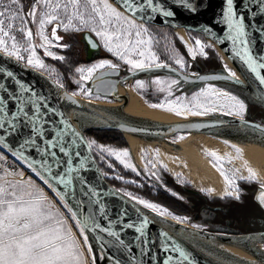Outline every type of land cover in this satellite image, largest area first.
<instances>
[{"label": "snow or ice", "instance_id": "6c2138e0", "mask_svg": "<svg viewBox=\"0 0 264 264\" xmlns=\"http://www.w3.org/2000/svg\"><path fill=\"white\" fill-rule=\"evenodd\" d=\"M176 7L194 13L201 5L198 0H28V3L0 0V162L6 161L10 154L25 164L41 177L62 205L58 207L43 187L31 179L25 180L23 173L4 169L5 175L0 176V264H97L92 241L99 260L105 264H198L193 254L182 246V241L178 242V238L165 230L169 226L161 224L169 218L176 224H185L186 217L173 215L167 208L125 188L105 190L99 178L109 177L108 172H99L98 182L93 184L86 175L93 163L92 156L85 155L81 149L86 147L89 153L95 150L113 172L115 165L107 162L106 156L114 158L125 171L130 170L135 177L143 179L138 182L119 174L111 178L141 189L148 185L170 191L157 170L158 166L166 170V166L147 160L141 172L129 158L128 150L97 148L94 139L86 140L64 118L63 112L50 106L48 96L19 79L10 67L14 64L53 78L56 69L45 63L37 49L43 50L44 57L63 62L65 56L51 50L69 47L60 43L64 37L59 33L83 32L93 49L102 45L116 62L101 59L88 67H76L79 80L74 83L79 91L65 95L64 99L70 103H75L72 97L76 95H92V89L85 88L86 82L117 73L122 66H127L126 70L133 75L165 70L169 76L153 78L150 83L156 86L157 92L166 95L160 103L149 107L185 119L213 114L233 117L244 127L264 133V125L245 119L247 104L242 98L231 88L213 83L247 87L255 83L256 100L264 104V0H222L213 23L222 29L223 35L214 33L210 27H202L201 32L212 42L205 44L196 38L194 47L186 46L187 52L193 61L197 54L207 59V48L227 42L222 51L230 53L228 59L240 71L224 64L226 74L203 76L187 72L192 65L183 55L177 53L170 57L176 65L172 67L161 61L153 50L159 41L150 31V24L167 23ZM189 77L202 86L186 94L181 85L189 82ZM53 83L64 88L57 79ZM147 86L145 80L135 81L138 89ZM230 147L239 157L242 150L234 144ZM33 154L39 159L30 158ZM207 154L217 162L213 167L224 178L221 198L232 197L239 202L242 189L237 185L235 172L229 175L223 170L220 163L223 157L215 152ZM243 167L247 176L239 179L256 182L257 172L246 162ZM16 175L20 176L19 180L9 179ZM201 191L211 194L213 189ZM171 195L183 199L175 192ZM112 199L119 202L118 207L110 203ZM256 200L264 208V183L259 184ZM155 225L159 227L153 231ZM192 227L203 231L195 224ZM261 246L264 247V239Z\"/></svg>", "mask_w": 264, "mask_h": 264}, {"label": "rangeland", "instance_id": "374dc122", "mask_svg": "<svg viewBox=\"0 0 264 264\" xmlns=\"http://www.w3.org/2000/svg\"><path fill=\"white\" fill-rule=\"evenodd\" d=\"M48 31L50 32V28L48 29ZM150 31L152 32V34L156 38V40L159 41V44L156 45L153 50L156 51V53H157V55L161 61H163L165 63H169L172 67H176V65L174 64L173 60L170 59V57H175L176 54L179 53L180 55H183L185 57V60L187 63H191V65H192V67L190 69H187V72H193V73L198 74V73H207V72L218 71V72L224 73L223 65L226 63L217 54V51L215 50V45H213L212 48H207L205 50L206 55H207V59L200 57L199 54H197V59L193 61V60H191L190 56L188 55L186 46L194 47V39L199 38L205 44L211 43L210 41L202 38L201 36L188 33L184 30H181V33H180V31H178V30H171V29L165 28V27L150 26ZM59 35L64 37V39L62 41H60V43L66 44L69 47L65 50H61L60 48H55V49H51V50L56 52L57 55L65 56V60L63 62L58 61V60H53L49 57H44L43 56V50L37 49V54L42 59H44L45 63L47 65H49L50 68L56 69V73L53 74V78H47L46 76H44L46 84L47 83L49 84L50 82L53 83V79H57L64 84V88H62L63 90H66L70 93L78 92L79 87L76 83H74V81L79 80V74H77L75 72L76 67H88V66H91L92 64L100 61L101 59H110V60H113V62H116L115 58H113L110 53H107V51L102 47V45L100 46L101 54L99 55V57L96 58L95 61L86 62L83 59L84 57H83L82 45L80 42V33L65 35L63 32H60ZM98 43H99V41H98ZM69 51L70 52L73 51L74 55L78 56L77 58H74L72 60V62H69ZM210 51L215 56L218 64L215 66V68H207V69L203 68L201 72H197L195 69V66L196 65L197 66L202 65L201 63L202 62L204 63V61L207 62L209 60L208 56H209ZM65 52H67V53H65ZM228 67L232 68L229 65H228ZM126 69H127V66H122L120 69V74L118 75V78L115 77L117 80L122 82V84H124L125 87H132L137 94H139L140 96H141V94H143L145 97H143V96H141V97L143 99H145L146 101L151 102V103H160L164 99V96L166 95V93L157 92L156 86L151 85L150 82H151V79H153V78L167 77L170 75V73H168L165 70H160L158 72H148V73L142 72V73L132 75V73L128 72ZM137 79L145 80L146 85H149V86L145 87L144 89L136 88L135 87V81ZM213 83H215L216 86L231 88V90L236 95H238L240 98H242L246 102L247 105L248 104H253V105L255 104V107L260 106L262 108V110L264 111L263 106L259 105L258 103H255L249 97L248 90L251 89V87L245 86L244 88H241V87H237V86L227 85V84H224L222 82H213ZM201 86H202L201 83H194V84L182 83L181 88L185 91L186 94H191L193 91L198 90ZM85 88H90L87 82L85 83ZM59 89H61V88H59ZM177 94H179V93H177ZM76 97H79L81 99H86V100H95V101H105L106 100V99H97L96 97H93L92 95L90 97H84L83 95H76ZM247 108H248V106H247ZM197 117H199V116H197ZM201 118L209 119V120H227V119H232L233 117H227V116H221L219 114H213V115H209V116H205V117H201ZM245 118H247V115L245 116ZM248 118L251 120H256L257 122H260V123H264V118H252V117H248ZM95 129H99V128H91L90 135H88L86 133L88 130H84L81 133L86 140L94 139L97 142V146H96L97 148L99 146H105V147H109V148L116 149V150H125V149L128 150L130 153L129 158L131 159L133 164L139 170H141V172H143L145 162L147 160H153V162L158 161L159 164H163L166 166V170L159 168V166H158L157 170L160 172L161 176H162V174H166L167 176H169L172 179V186H167L162 182L163 185L166 186V188L170 191H166L165 187H161V186L149 187L148 185H145L144 188L141 189V188H137V187H133V186H129V185H124L122 182L117 181L111 177L119 174V175H122L128 179L134 178L138 182L142 181L143 178L142 177H135L134 174L131 173L130 170L125 171L122 168V166H120L115 161L114 158H109L106 156L107 162L113 163L116 167V171L113 172L112 169L107 168V164L105 162L101 161L99 158V155H97L96 151L93 150L91 152L93 158L97 162L101 172H108L109 173V177H105V180L109 184L111 183V186L113 188H125L126 190L132 191L136 195H140L142 198L148 199L150 202H155V203H157V202L154 201L153 199L149 198L148 195H146L145 188H147V187L150 188V191H151L150 194H152V192H155V190L156 191L160 190V191L164 192L165 194L169 195L170 197H173L174 199L181 201V202L182 201L186 202V200H187L186 196L187 195L185 194L186 193L185 191L179 192L173 188V187H177L179 185L184 186L188 189H192L197 193V195L205 197L206 204L209 203V200H214V199H219V198L221 199V194L223 193L224 188H225V182H224V178L220 175L219 171H217V173H218L219 179H220V187L217 190L215 187H212V186H209L205 183L197 182L196 180H194L191 177L192 175H191L190 169L186 166V163L184 162V160L173 149H167L164 146H160V145L159 146L158 145L149 146L147 144H142L140 147L137 148L135 154H133V153H131L128 145H126V143L124 142V139L122 138L120 131L108 130V129H105V130H95ZM93 130H95V131H93ZM212 130H213V132H212ZM104 131H106V132H104ZM100 132H103V134L104 133L107 134L106 137H104V138L101 137L102 140H100V139H98V137H96L97 135L101 134ZM202 132L206 133V135L208 137L210 136L213 139H214L215 133H216L215 128H210V129L204 130ZM183 135H185L183 132H177V133H174L170 136H167L165 139L169 143H172L173 140L177 141V139ZM220 142H221L220 145L213 144V143H209V144L205 143V144H201L197 147H198L199 152L206 159H208L212 163V165L214 163H217V162L214 160L213 157H211L207 153L215 152L218 156L223 157V160L220 162L223 165V170L229 175H231L233 172H235V175L237 177V185L239 186L240 189H242L241 197L243 198V197L251 196L253 194V192H251V190L254 191V189L255 190L258 189L259 184L264 183V172L262 171L261 168H258L252 164H248L246 162L253 170H255L257 172V174H258L257 181L249 183L245 180H240L239 179L240 176H242V175L247 176V171L243 167L245 161L242 159L241 155H239V157H237L235 150L232 147H230V144H228V143L225 144L222 141H220ZM141 150H144L143 154H142ZM229 160L231 162H229ZM17 162L19 165L17 173L18 174L23 173V177L25 180L31 179V181L35 185H37L38 187H43L45 189L46 194L49 196V198L52 199L57 204L58 207H62V205L59 204V201L56 198V194L53 193L51 191V189H48L47 185L43 184V180L39 179L36 176V174H34V172L32 170H30L28 167H26L23 163H20L19 161H17ZM215 169H216V167H215ZM236 170H239V171H236ZM9 179L19 180L20 176L16 175L15 177L9 178ZM208 188L213 189V192L211 194H207L206 191L205 192L201 191V189L206 190ZM171 192L177 193L178 196L182 197L183 199H180V198H177V196L171 195ZM244 199H247V198H244ZM221 200H228V204L229 203L232 204L233 203L232 200H235V199L232 197H224ZM245 202L242 203L240 201L239 202L236 201L235 203H237L238 205L240 204L241 207L243 208L241 210L243 218L246 217L248 220V223L253 224L254 218H256V217H253L255 215L256 209L254 207L250 206L251 205L250 202H247V203H245ZM211 203H213V202L211 201L209 203V205H211ZM159 205H161V204H159ZM161 206H163V205H161ZM145 211H148V210H145ZM169 211H171V213L173 215H176L178 217H186L187 223H185L184 225H188L191 228H193L192 225L195 224V225L199 226L200 229H203V231H205V232H216V233L219 232V233H225V234H234L228 230L220 229L219 224L211 223L210 219L212 218V214H213V213H211V211H202L200 213V215L196 217V219H193L194 217H192V215L183 216V215H179L178 213L172 211L171 209ZM149 215H152V214L149 213ZM243 218L241 220L242 224H244ZM250 219H252V220H250ZM173 221L174 220L169 218L166 221H161V223L176 227L177 226L175 224L176 222L174 223ZM229 223H230V221H229ZM248 223L246 225H248ZM231 225L233 226V224H231ZM177 227L183 228V226H180V225H178ZM225 227H227V225H225ZM73 231H75L74 225H73ZM254 232L258 233V231H254ZM236 233L237 232H235V234ZM239 233H241V232H239ZM244 233H246V232H244ZM259 237H261V236L259 235ZM90 240H91V237H90ZM261 244H262V239H261ZM92 246L94 249V254L97 255V264H101V261L98 258V252H97L96 245H95L94 241H92ZM263 249H264V247H263Z\"/></svg>", "mask_w": 264, "mask_h": 264}, {"label": "bare ground", "instance_id": "6f19581e", "mask_svg": "<svg viewBox=\"0 0 264 264\" xmlns=\"http://www.w3.org/2000/svg\"><path fill=\"white\" fill-rule=\"evenodd\" d=\"M177 30L181 33V29ZM215 50L226 64L235 69L231 61L217 46H215ZM33 73L45 82L44 76L34 71ZM55 89L59 90L58 87ZM248 95L255 103L264 107V104L256 100L257 94L252 89L248 90ZM75 98L84 106V111L69 104H65L63 108L70 121L80 132L115 122L154 129L182 122L209 120L197 116H188L185 119L183 116H177L163 109H153L149 107L150 103H147L135 91L125 89L120 81L116 85V91L108 98H104L105 101L90 100L91 102H89V100L76 96ZM215 132L213 139L204 132L190 131L184 133V139L178 138L176 143H169L165 139L166 137L161 135L131 132H121V134L133 154L142 144L160 145L167 149H173L184 160L194 180L215 187L217 190L220 187L219 175L212 163L199 152L197 146L201 144L220 145V141H227L230 145L234 144L242 150L240 155L245 162L261 168L264 172V133L253 131L240 123L235 126L216 127ZM36 176L41 179L39 175ZM173 222L175 223V221ZM176 225L183 226V228L167 225L169 227L165 230L170 231V234L178 238V242L182 241L185 247L213 264H264L262 238L257 233L239 234L238 236L216 234L218 238H209L186 231L187 228H191L188 225ZM156 226L159 227V225ZM172 229L175 232H172ZM101 264H105V262L101 261Z\"/></svg>", "mask_w": 264, "mask_h": 264}, {"label": "water", "instance_id": "95a60500", "mask_svg": "<svg viewBox=\"0 0 264 264\" xmlns=\"http://www.w3.org/2000/svg\"><path fill=\"white\" fill-rule=\"evenodd\" d=\"M198 3L201 5V7H199L197 9V11L194 13L189 12V11H184L180 7H176L174 9V12H175L174 16L172 18H169L167 23H161L160 21H155V22H152L150 24V26L165 27V28H169L171 30L181 29V30H184L188 33L201 36L202 38L212 42L211 40L207 39L204 36V34L201 32V28L202 27H210V28H212L214 33L221 35V36L223 35L222 29L217 27L213 23L214 19L216 18V15H217V10L220 8V6L222 4V0H198ZM170 10H172V9H170ZM85 35H86V33H83V32L80 33V42L82 45V51L84 53V61L89 62V61H92L93 59L99 57L100 47L97 49H93L91 47V45L85 39ZM92 39L96 43H98V41L96 40V38L94 36L92 37ZM215 46H217L222 51L223 48L227 47V42L225 43V45H215ZM222 53L227 58L230 55L229 52L222 51ZM231 63L233 64L235 69L239 72L240 69H239L238 65H236L233 61H231ZM10 67H12V69L16 72V75L19 79H21L24 82L30 83V85L38 93H41L43 95L48 96L49 101H50V106L56 108L59 112H63L65 114L64 118L67 119L70 124L73 125V123L70 121V119L68 118V116L66 115V113L64 111L63 106L65 104H69L73 107L79 108L82 111L85 110L84 106H82L81 103L76 100L75 96L72 97V99L75 100L74 104L70 103L68 100L64 99L66 94L71 95L70 92L63 90V89L56 90L55 89L56 86H54V84L52 82H50L49 84L48 83L46 84L45 82L41 81L39 77L34 75L33 70L24 69L23 67H19V66H16L14 64H10ZM107 71L108 70H101L102 73L107 72ZM209 74H226V73L218 72V71L207 72V73H198V75H201V76L209 75ZM262 74H264V70H262ZM117 76H118V72L103 75L102 79H99V80L90 81V88L92 89V94H94L96 97L99 96V99L108 98L112 93H114L116 91V85L119 81L115 78ZM193 79L194 78L189 77V82H186V83H189V84L201 83L198 81L192 82ZM237 87L244 88L245 86H237ZM251 89L253 91L256 89L255 83L251 84ZM57 119H59V117ZM245 119L251 123H254V124L264 125V123L257 122L256 120H251L248 117ZM237 124H239V121L235 118H232V119H227V120H197V121H191V122H182V123L171 124L168 126H164V127H160V128H154V129L124 124V123H120V122H115V123H112V124H109L106 126L96 127V128L108 129V130H118L120 132L146 133V134L161 135V136L167 137V136H170V135L177 133V132H183V133H187L190 131L202 132V131L210 129V128L229 127V126H235ZM200 125H205V126L200 127ZM81 150L85 155L90 154L92 156V153H89L88 150L86 149V147H82ZM25 155H29V154L25 153ZM30 158L39 159V157L35 156L34 154ZM92 160H93V163H91L89 165L90 171L88 173H86V175L88 176V179L93 184H95L98 182L97 178L99 177V172H101V170H100L97 162L93 158V156H92ZM99 183L102 185V187L105 190H107L109 188H113L105 180V178H99ZM186 190H188L190 192H195L194 190H191V189H186ZM258 195H259V188L256 189L254 191V194H253V200L259 206V204L256 200V196H258ZM110 203L116 205L117 207L119 206V202L116 201L115 199H112L110 201ZM260 209L264 211V208L260 207ZM156 228H158L156 225L153 226V231H155ZM186 231L194 233L196 235L209 237V238H212V237L215 238L217 236L216 234H225V233H219V232L218 233H216V232H205V231H200V230L194 229V228H187ZM239 234L240 235L241 234H247V232L246 233H238L237 232L236 234L234 233V234H228V235L238 236ZM130 236H131V233L129 234V237H126V239L130 238ZM216 238H218V237H216ZM182 246H184V245L182 244ZM185 249H186V251H190L193 254V256H194L195 260L198 262V264H213V263L205 260L201 256L197 255L196 253H194L193 251H191L187 247H185Z\"/></svg>", "mask_w": 264, "mask_h": 264}, {"label": "trees", "instance_id": "16d2710c", "mask_svg": "<svg viewBox=\"0 0 264 264\" xmlns=\"http://www.w3.org/2000/svg\"><path fill=\"white\" fill-rule=\"evenodd\" d=\"M26 3H28V0H25ZM67 53V52H65ZM77 55H74L73 51H69V62H72V60L74 58H77ZM209 60L206 62L204 61V63L202 62L200 66H195V69L197 72H201L202 69H207V68H215V66L218 64V62L216 61L215 56L211 53V51L209 52ZM141 96L145 97L143 94H141ZM145 100V99H144ZM146 101V100H145ZM147 103H151L146 101ZM152 104V103H151ZM247 117H252V118H264V111L262 110V108L260 106H256L255 104H248L247 105ZM260 107V108H259ZM91 129H88V131L86 132L88 135H90V131ZM95 130H105V129H95ZM93 130V131H95ZM106 132V131H104ZM101 134L97 135L96 137H98V139L102 140L101 137H106L107 134L103 132H100ZM108 133V132H107ZM122 138L124 139L123 135L121 134ZM125 142V140H124ZM126 143V142H125ZM127 145V143H126ZM116 168V167H115ZM162 182L167 185V186H172V179L167 176L166 174H162ZM111 185V183H110ZM177 186V185H176ZM183 187V188H182ZM175 190L179 191V192H186L185 194L186 196V202L185 201H178L176 199H174L173 197H170L169 195L165 194L164 192L158 190L155 192L150 191V188H145V193L146 195L149 196V198L153 199L154 201H156L157 203L163 205L164 207L168 208L169 210L171 209L172 211L178 213L179 215H183V216H188V215H192V217H194L193 219H196L197 216L200 215V213L202 211H214L211 212L212 214V218L210 219L211 223L214 224H218V223H223L222 220L223 219H228L230 221L231 224H233L234 227H237L239 229V231L241 233L247 232V230H243L242 228H239L238 224L241 222L243 216H242V207L241 205L235 203V200H232L233 203L232 204H226L227 206L222 207L221 211L218 212V209H214L211 210V207L215 208L216 206H221V202L222 200L219 199H214V200H209V203L212 201L213 203H211V205H209V203L206 204L205 202V197L199 196L197 195L196 192H190L187 191L184 186H177V187H173ZM183 189V190H182ZM192 190V189H191ZM255 191V189H254ZM254 191L251 190V192ZM253 194L251 196L248 197H241L242 199H240V202H250L253 198ZM247 198V199H244ZM245 200V201H244ZM231 201V202H232ZM226 208V209H225Z\"/></svg>", "mask_w": 264, "mask_h": 264}, {"label": "flooded vegetation", "instance_id": "af4514ba", "mask_svg": "<svg viewBox=\"0 0 264 264\" xmlns=\"http://www.w3.org/2000/svg\"><path fill=\"white\" fill-rule=\"evenodd\" d=\"M99 54H101V48H100V53ZM83 57H84V53H83ZM95 60H96V58L93 59L92 61H95ZM119 74H120V71L118 72V75ZM117 78H118V76H117ZM87 83H88V85L90 87V81H88ZM123 86H124V84H123ZM124 88L134 91V89L132 87H125L124 86ZM92 96L96 97L94 94H92ZM185 189H188V188H185ZM221 199H223V198H221ZM226 204H228V200H222L221 206L220 205L216 206L214 209H218L217 211L220 212L222 207L227 206ZM250 206L254 207L256 209L255 215L253 216V217H256V218H254L253 224L248 223V220L245 217V218H243V223L244 224H242L240 222L238 226H239V228H242L243 230H247V232H249V233H256L254 231H258V233L261 236V238L264 239V211L260 209V207L257 205V203L253 200V198L251 199V205ZM212 209H213V207H212ZM211 212H214V211H211ZM250 220H252V219H250ZM222 222L223 223H218L219 226H220V229L228 230V231H230L232 233H235V232L239 233L240 232L237 227H233L231 225V223H229L228 219H223ZM247 223H248V225H246ZM225 225H227V227H225Z\"/></svg>", "mask_w": 264, "mask_h": 264}, {"label": "built area", "instance_id": "2783aa9c", "mask_svg": "<svg viewBox=\"0 0 264 264\" xmlns=\"http://www.w3.org/2000/svg\"><path fill=\"white\" fill-rule=\"evenodd\" d=\"M18 168L19 165L17 160H15L12 156L9 155L6 161L0 162V176L5 175L4 169H8L9 171L14 170L17 173ZM9 178H13V177H9Z\"/></svg>", "mask_w": 264, "mask_h": 264}, {"label": "crops", "instance_id": "0c3cea01", "mask_svg": "<svg viewBox=\"0 0 264 264\" xmlns=\"http://www.w3.org/2000/svg\"><path fill=\"white\" fill-rule=\"evenodd\" d=\"M211 210H213L212 207H211Z\"/></svg>", "mask_w": 264, "mask_h": 264}]
</instances>
